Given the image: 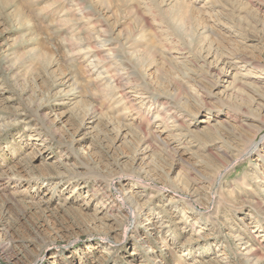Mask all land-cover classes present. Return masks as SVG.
<instances>
[{
  "label": "rangeland",
  "instance_id": "1",
  "mask_svg": "<svg viewBox=\"0 0 264 264\" xmlns=\"http://www.w3.org/2000/svg\"><path fill=\"white\" fill-rule=\"evenodd\" d=\"M0 264H264V0H0Z\"/></svg>",
  "mask_w": 264,
  "mask_h": 264
},
{
  "label": "bare ground",
  "instance_id": "2",
  "mask_svg": "<svg viewBox=\"0 0 264 264\" xmlns=\"http://www.w3.org/2000/svg\"><path fill=\"white\" fill-rule=\"evenodd\" d=\"M97 42H100V38H99V36L94 37V38L92 39V43H91L90 45H91V46H94Z\"/></svg>",
  "mask_w": 264,
  "mask_h": 264
}]
</instances>
